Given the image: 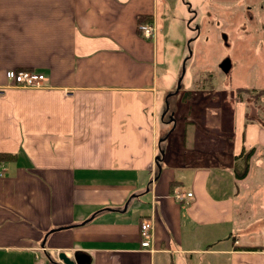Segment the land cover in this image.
I'll list each match as a JSON object with an SVG mask.
<instances>
[{
    "label": "crops",
    "instance_id": "0c3cea01",
    "mask_svg": "<svg viewBox=\"0 0 264 264\" xmlns=\"http://www.w3.org/2000/svg\"><path fill=\"white\" fill-rule=\"evenodd\" d=\"M186 1L0 0V153L13 155L0 162V264H60V252L81 264H264L243 222L258 205L248 193L264 194V123L237 89L231 114L213 84L192 88L199 76L170 88L166 33ZM193 1L206 5L197 38L262 45V20L244 22L252 0ZM8 69L42 73L45 87H14Z\"/></svg>",
    "mask_w": 264,
    "mask_h": 264
},
{
    "label": "rangeland",
    "instance_id": "374dc122",
    "mask_svg": "<svg viewBox=\"0 0 264 264\" xmlns=\"http://www.w3.org/2000/svg\"><path fill=\"white\" fill-rule=\"evenodd\" d=\"M244 1L241 0L240 2ZM252 1L253 5H251L252 10L250 11L255 21L249 18L247 10H245L244 22L246 25L250 24L253 28H258L260 24L257 20H262L261 24L264 26V18L260 12V2L264 3V0ZM212 3L221 6V4ZM201 4L203 6H200ZM204 8H206L204 2L195 3L193 0H187L181 9L176 10L174 13L175 23L180 28L172 27L171 31L166 33L169 45H166L167 50L165 51L168 61L170 59L168 72L174 77L173 81L170 82V88H176L181 80L178 87L180 89L189 75H193L195 78L199 76V82L193 81L192 88L202 91L207 89V85L213 84L212 87L215 92L213 101L231 114L234 112L233 103L235 101L232 93L233 91L236 92L237 89L240 92H238L239 97L236 100H241L244 108L250 112L253 111L252 108H255L256 115L259 114L260 121L264 123V41H261V46L259 44L256 46L255 39H251L252 42L246 44L243 48L231 47L229 49L225 44L222 45L218 41L217 43L211 42L212 38L215 37L214 32H206L200 38H197V25L200 23L202 15L205 14L206 9ZM206 14L209 23L208 28L211 29L215 16L211 10L206 11ZM174 19L171 18L170 26H173ZM217 24L221 25L222 22L220 21ZM260 35L263 36L264 33H260ZM225 57L232 58L235 66L229 75L222 73L219 68L220 61ZM207 76L212 78L213 81L209 82ZM158 97V99L161 98L160 93ZM172 99L173 95L170 96V104ZM162 116L163 112L158 115V123L160 122L161 127H163L161 131L165 129L169 131L172 127L169 121L171 120L170 116L160 119ZM224 120L226 121L227 118ZM167 121H169L168 126L162 124ZM248 197V209L250 208L249 203L253 204L257 201L258 205L245 210L243 216V222L249 227L247 232L250 236L247 238V242L264 247V194L251 197V193H248ZM256 206H258L257 209Z\"/></svg>",
    "mask_w": 264,
    "mask_h": 264
},
{
    "label": "built area",
    "instance_id": "2783aa9c",
    "mask_svg": "<svg viewBox=\"0 0 264 264\" xmlns=\"http://www.w3.org/2000/svg\"><path fill=\"white\" fill-rule=\"evenodd\" d=\"M139 33L145 38H151L154 33V25L149 20L137 23ZM5 78L11 82V85L26 89H42L44 88L45 76L42 73H36L26 70L8 69L5 71ZM2 87H0V90ZM190 196V193H186ZM176 199H181L180 195L175 196ZM152 225L148 220H143L139 223V245L142 249L149 248L152 240Z\"/></svg>",
    "mask_w": 264,
    "mask_h": 264
},
{
    "label": "water",
    "instance_id": "95a60500",
    "mask_svg": "<svg viewBox=\"0 0 264 264\" xmlns=\"http://www.w3.org/2000/svg\"><path fill=\"white\" fill-rule=\"evenodd\" d=\"M222 36L225 37L224 34H222ZM228 67H229V59L227 57H225L223 60L220 61L219 68L223 72H227ZM178 87H179V82H178L175 90H177ZM57 259H58L60 264H81L79 258L75 257L74 259H70L63 252L58 253Z\"/></svg>",
    "mask_w": 264,
    "mask_h": 264
},
{
    "label": "trees",
    "instance_id": "16d2710c",
    "mask_svg": "<svg viewBox=\"0 0 264 264\" xmlns=\"http://www.w3.org/2000/svg\"><path fill=\"white\" fill-rule=\"evenodd\" d=\"M146 20H148V18L144 19V18H142L140 16H137V21L138 22H143V21H146ZM171 95H172V93H170L168 96H171ZM251 152H252V150H248L247 152H245L244 156H246V159L244 157V161L245 162L243 163L241 170H239V171L238 170H234L235 178H241V177H243L245 175L246 170H247V157L250 155ZM12 156L13 155H7V154L0 153V162L7 161V160L13 158Z\"/></svg>",
    "mask_w": 264,
    "mask_h": 264
},
{
    "label": "flooded vegetation",
    "instance_id": "af4514ba",
    "mask_svg": "<svg viewBox=\"0 0 264 264\" xmlns=\"http://www.w3.org/2000/svg\"><path fill=\"white\" fill-rule=\"evenodd\" d=\"M221 70V69H220Z\"/></svg>",
    "mask_w": 264,
    "mask_h": 264
}]
</instances>
